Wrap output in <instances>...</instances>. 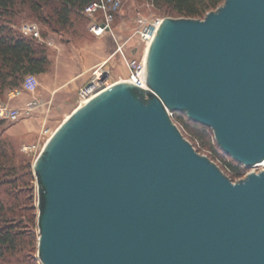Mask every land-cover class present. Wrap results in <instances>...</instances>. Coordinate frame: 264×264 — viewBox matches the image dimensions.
Returning <instances> with one entry per match:
<instances>
[{"label":"water","instance_id":"1","mask_svg":"<svg viewBox=\"0 0 264 264\" xmlns=\"http://www.w3.org/2000/svg\"><path fill=\"white\" fill-rule=\"evenodd\" d=\"M145 76L82 102L36 157L40 262L264 264L263 169L233 181L169 115L264 161V0L163 18Z\"/></svg>","mask_w":264,"mask_h":264},{"label":"rangeland","instance_id":"2","mask_svg":"<svg viewBox=\"0 0 264 264\" xmlns=\"http://www.w3.org/2000/svg\"><path fill=\"white\" fill-rule=\"evenodd\" d=\"M9 10V14H0L1 20L8 22L7 24L17 33H20L22 23L30 21L38 22L30 15L26 7L20 9V6H16ZM139 17L150 20L153 18L163 19L165 17L177 18L184 16L168 8H158L151 0H125L120 12L112 23L115 37H112L110 34V39L105 43L111 56L104 62L102 70L107 73L109 83L114 84L115 82L126 80L125 78L128 76L127 66L120 54L114 53L118 44L122 45V48L128 54L132 53L135 57H142L143 54L144 56L146 54L147 45L144 50V43L141 41L139 33H137L139 29L137 19ZM75 23L73 28L64 32H52L46 26L39 23L40 31L47 33L44 38L48 40L52 39L51 44L42 43L45 44L48 58L50 59V65L46 72L48 73L49 69L52 70V67H55L53 71L58 72V77H56L54 82L52 79L50 80L46 72L38 74L39 85L37 90L27 97L22 104H15V102L17 103L18 98L20 100L21 96L25 97L24 94L17 98H9L8 93L11 88H6L3 93H0V101H9L10 105L19 108L31 98H35L37 101V107L33 109L30 115L16 120L2 121V125L0 126V139H2L7 148L8 164L15 167V175L19 177L16 184L7 186V189L10 193L17 192L16 194L20 195V214L26 215L23 220L24 223L29 222L28 225L32 224L34 220V211L28 209L29 206H36L38 214L37 181L33 170V163L47 139L78 106L77 96L79 89L91 79L92 71L99 66H95L91 72L80 75V67L83 66L84 60L81 61L82 59L79 56L81 51L78 50H83L82 48L85 46L91 45L90 43L98 36L95 37L89 31V18L87 16L86 19H76ZM84 63L86 64L87 62L84 61ZM88 74H90L89 79L82 82L85 75L88 76ZM53 83H56L57 91L53 90ZM172 119L176 123L178 118H175L173 115ZM184 136L191 143L193 142L187 134ZM194 147L199 153L207 155L212 159L233 181L244 177L251 171L259 172L261 169L264 171V162H262L250 167H242L240 172L233 175L224 167L225 163L230 161V158L219 149L212 156L209 150L202 147L200 143L199 146L195 144ZM30 227L28 226V228ZM34 230L37 233L38 227L36 226ZM25 237L26 240L22 241L20 245V252L12 256H6L5 259L0 260V264H42L37 253L38 240H31L28 234H25Z\"/></svg>","mask_w":264,"mask_h":264},{"label":"trees","instance_id":"3","mask_svg":"<svg viewBox=\"0 0 264 264\" xmlns=\"http://www.w3.org/2000/svg\"><path fill=\"white\" fill-rule=\"evenodd\" d=\"M94 0H0V14H9L10 8L20 6L27 11L41 25L52 32H64L75 26L76 19H86L84 8ZM158 8H168L184 17L203 18L207 11L215 9L223 0H151ZM0 17V93L6 88H13L28 74H41L47 71L50 59L44 43L33 37L17 33ZM45 36L46 32H41ZM176 123L184 135L193 140L195 146L205 147L213 155L218 149L213 133L209 127L190 120L184 113L174 112ZM2 121L0 120V126ZM224 153V152H223ZM224 155H226L224 153ZM230 158L228 155H226ZM7 148L0 139V260L20 252L25 234L35 241L38 240L37 209L31 205L33 223L28 225L20 214V195L10 193L7 186L15 185L19 177L15 175V167L8 164ZM225 169L235 175L243 167L230 158L225 163ZM5 194V196H3ZM25 199V198H24ZM28 226H31L28 228ZM27 231V232H24Z\"/></svg>","mask_w":264,"mask_h":264},{"label":"built area","instance_id":"4","mask_svg":"<svg viewBox=\"0 0 264 264\" xmlns=\"http://www.w3.org/2000/svg\"><path fill=\"white\" fill-rule=\"evenodd\" d=\"M124 2L125 0H94L87 4L83 12L85 16L89 18V31L95 36L111 34L112 37H115L112 30V23L120 12ZM161 21V18L147 20L143 17H139L137 19L139 26L137 33H139L140 39L144 43V50L145 46L150 44ZM20 32L38 41L51 44L52 39L48 40L42 36L38 22L30 21L22 23ZM114 53H119L127 66L128 76L125 79L137 86L146 88L144 54L142 57H135L132 53L128 54L120 44L117 45ZM104 64L105 63H102L96 67V69L92 71L91 79L79 89L77 96L78 105L112 85V83H109L107 80V73L102 70ZM38 85V76L33 73H28L22 78L19 85L9 90L8 96L9 98H17L24 93L33 94L37 90ZM36 107L37 101L35 98L27 100L20 108L10 105L9 101H0V120H16L30 115ZM173 113L174 112H169V115L172 117Z\"/></svg>","mask_w":264,"mask_h":264},{"label":"crops","instance_id":"5","mask_svg":"<svg viewBox=\"0 0 264 264\" xmlns=\"http://www.w3.org/2000/svg\"><path fill=\"white\" fill-rule=\"evenodd\" d=\"M109 36H110V34H104L103 36H98V37L95 36L96 38L92 41V43H90L91 45L85 46L84 48H82L83 50H78V51H81V53H82V54L81 53L79 54L80 59H82L81 61L84 60L85 62H87L85 64L83 61V63H82L83 66L80 67L81 68V71H80L81 74L80 75H84L86 72L87 73L91 72L95 66L104 63L111 56L109 49L105 46L106 41L108 39H110ZM83 55H84V57H83ZM55 65H57V64H55ZM53 68H55V67H52V70L49 69L48 73L47 72L46 73L48 74V77L50 78V80L52 79L54 82L56 80V77H58V75H57L58 72H56L55 70L53 71ZM78 77H81V76H78ZM89 77H90V74H88V76L85 75L82 82H85L86 80H88ZM52 88L55 91L58 90L56 83L52 84ZM50 90H52V89H50ZM24 95H25V97L21 96L20 100L18 98V101H17V103L15 102V104H22L23 101H25V99L32 94L31 93H24Z\"/></svg>","mask_w":264,"mask_h":264},{"label":"bare ground","instance_id":"6","mask_svg":"<svg viewBox=\"0 0 264 264\" xmlns=\"http://www.w3.org/2000/svg\"><path fill=\"white\" fill-rule=\"evenodd\" d=\"M148 47H149V44H147V46H146V53H147V50H148ZM145 60H146V54H145V56H144V62H145ZM122 81H127V80H122ZM116 83V82H115ZM68 118V117H67ZM264 162V161H263ZM262 163V162H261Z\"/></svg>","mask_w":264,"mask_h":264}]
</instances>
